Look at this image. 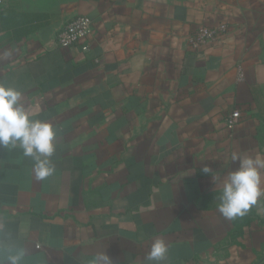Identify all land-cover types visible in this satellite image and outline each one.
<instances>
[{
	"label": "crops",
	"instance_id": "1",
	"mask_svg": "<svg viewBox=\"0 0 264 264\" xmlns=\"http://www.w3.org/2000/svg\"><path fill=\"white\" fill-rule=\"evenodd\" d=\"M33 14L0 31V83L56 130L54 173L0 149V262L264 264V196L243 217L218 211L232 154L264 155V0H3ZM93 20L88 49L62 48L71 18ZM227 25L191 49L200 26ZM239 119L227 127L232 112ZM209 167L205 173L203 168ZM264 187V185H262Z\"/></svg>",
	"mask_w": 264,
	"mask_h": 264
},
{
	"label": "clouds",
	"instance_id": "2",
	"mask_svg": "<svg viewBox=\"0 0 264 264\" xmlns=\"http://www.w3.org/2000/svg\"><path fill=\"white\" fill-rule=\"evenodd\" d=\"M21 96L16 88L0 83V149L19 146L23 155L34 161L35 179L43 181L55 171L51 158L56 151L57 130L26 108ZM231 159L237 167L222 180L218 205L219 213L227 220L245 216L264 196V155L234 152ZM203 171L209 172V167L206 165ZM168 251L169 245L163 239H155L145 256L146 264H162ZM22 257V252L10 255L0 264H20ZM93 264H113V260L104 251L95 255Z\"/></svg>",
	"mask_w": 264,
	"mask_h": 264
},
{
	"label": "built area",
	"instance_id": "3",
	"mask_svg": "<svg viewBox=\"0 0 264 264\" xmlns=\"http://www.w3.org/2000/svg\"><path fill=\"white\" fill-rule=\"evenodd\" d=\"M3 0H0V8ZM93 30V20L86 15H77L71 18L54 36L57 46L68 48L79 46L82 50L88 49V37ZM227 32V25L223 22L214 26H200L190 36L188 45L191 49H198L204 45L220 40ZM239 119V112L233 111L227 119V127L232 128Z\"/></svg>",
	"mask_w": 264,
	"mask_h": 264
},
{
	"label": "trees",
	"instance_id": "4",
	"mask_svg": "<svg viewBox=\"0 0 264 264\" xmlns=\"http://www.w3.org/2000/svg\"><path fill=\"white\" fill-rule=\"evenodd\" d=\"M34 18L33 14L3 9L0 11V31L11 29L15 36H21L29 30L27 25L32 23Z\"/></svg>",
	"mask_w": 264,
	"mask_h": 264
}]
</instances>
